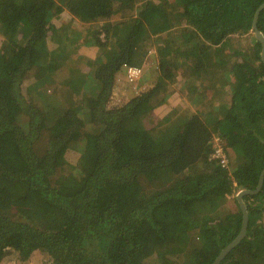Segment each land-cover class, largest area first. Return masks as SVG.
Listing matches in <instances>:
<instances>
[{
  "label": "trees",
  "instance_id": "obj_1",
  "mask_svg": "<svg viewBox=\"0 0 264 264\" xmlns=\"http://www.w3.org/2000/svg\"><path fill=\"white\" fill-rule=\"evenodd\" d=\"M263 2L0 0V264H211L264 168ZM129 67L135 92L150 87L111 105ZM38 70L62 82L26 97ZM179 79L196 108L146 128ZM220 79L225 95L208 97ZM216 136L227 167L210 160ZM243 202L245 235L219 264H264V178Z\"/></svg>",
  "mask_w": 264,
  "mask_h": 264
},
{
  "label": "rangeland",
  "instance_id": "obj_2",
  "mask_svg": "<svg viewBox=\"0 0 264 264\" xmlns=\"http://www.w3.org/2000/svg\"><path fill=\"white\" fill-rule=\"evenodd\" d=\"M63 21H68V20H63ZM74 27L75 28H80L78 26H81V24L78 21H74ZM57 38H62V34L58 33L57 37L54 38V36L49 37V41L48 44L50 47H57L58 42H57ZM251 33L247 35V37H245V40L241 42L242 46H249L251 43ZM235 47L237 46V43L234 44ZM154 58V51L150 52L146 61L144 62L145 65V69L147 70L148 66L152 63V60ZM155 65V64H152ZM152 65L148 68V70L153 69ZM40 70V69H39ZM36 71L34 76H30L28 77V79H25L22 82L21 88L23 90L24 95L27 97L26 92L30 91V89H28L31 85L34 86L35 82H37L38 88L41 89L42 91H45L47 93H51L53 92L54 89L58 88L60 83L62 82L61 80H56L52 82V80L48 77H41L40 71ZM157 72L154 71L151 75H149V79L151 80V76H156ZM124 78V82L123 84H121L119 87L116 85L115 89H114V94H112V98H111V105H116V103L118 102H123L122 100L124 98L127 97L128 94L131 93V91H133V94H137L142 92L143 90L148 89L150 86L146 81H140V85L138 88H136V92L134 91V87L132 85V82L125 76H123ZM221 81H214L212 82V85L214 87V85L216 84L217 86L215 88H210L207 90V94L208 97H211L212 95L217 94L216 98H220L222 96L225 95L226 91L228 90L227 88V84L224 83V80L222 81V79H220ZM181 81L182 79L177 80V82L175 83V89L173 91V93L171 94L170 98H173L175 100L176 103H178L181 106H188L191 103L190 98L184 93L182 87H181ZM217 82V83H216ZM177 89V91H176ZM34 94V93H33ZM32 95V93H31ZM198 102V101H197ZM195 107L196 106H192ZM157 109V108H156ZM154 111V113L152 111H150L149 114L145 115V117L143 118V122L146 128H151L152 126H154L158 120L162 117L163 112L160 110H156ZM228 205L230 204L229 202L227 203ZM230 206V205H229ZM44 257L42 258V256H33V257H29V258H19L16 257L14 255L8 254L5 258V260L3 261V264H42L44 262ZM47 263L49 262V259H46Z\"/></svg>",
  "mask_w": 264,
  "mask_h": 264
},
{
  "label": "water",
  "instance_id": "obj_3",
  "mask_svg": "<svg viewBox=\"0 0 264 264\" xmlns=\"http://www.w3.org/2000/svg\"><path fill=\"white\" fill-rule=\"evenodd\" d=\"M262 9H264V2L260 6H258V8L255 10V13H254V16H253V20H252V30H253L254 37L261 44L260 56H261V61L264 64V36L258 30V28L256 27L257 18H258L259 13L261 12ZM263 178H264V168L262 169V171H261V173L259 175L258 182H257V185H256L255 189H253V190L242 189V190H239L237 192L236 200H237V202H238V204L240 206V209L242 211L241 228H240L237 236L235 237V239L221 250V252L218 254V256L215 258V260L211 264H219L221 259L228 252H230L240 242V240L244 237L245 232H246L248 217H247L246 206H245V204L243 202V196L245 194H256V193H258V191L260 190V188L262 186Z\"/></svg>",
  "mask_w": 264,
  "mask_h": 264
},
{
  "label": "built area",
  "instance_id": "obj_4",
  "mask_svg": "<svg viewBox=\"0 0 264 264\" xmlns=\"http://www.w3.org/2000/svg\"><path fill=\"white\" fill-rule=\"evenodd\" d=\"M140 70L135 67H129L127 69V78L132 81L139 76ZM219 139L216 136L213 144V151L210 155V160H217L222 167H227L229 160L223 151V147L218 143ZM226 198L229 199L230 195L226 194Z\"/></svg>",
  "mask_w": 264,
  "mask_h": 264
},
{
  "label": "crops",
  "instance_id": "obj_5",
  "mask_svg": "<svg viewBox=\"0 0 264 264\" xmlns=\"http://www.w3.org/2000/svg\"><path fill=\"white\" fill-rule=\"evenodd\" d=\"M62 17H63V20H69V17L66 15V12L62 13ZM177 91V90H176ZM171 107L173 108H180V107H185V106H181L179 105L178 103L175 102V100L173 98H170L168 99V102L167 103H164L163 105H161L160 107H158L156 110H160L163 112L162 116L165 115L164 113H167L170 111ZM186 107H189V109L191 111L194 110V108L190 105L186 106ZM155 111V110H154ZM153 111V113H154Z\"/></svg>",
  "mask_w": 264,
  "mask_h": 264
}]
</instances>
